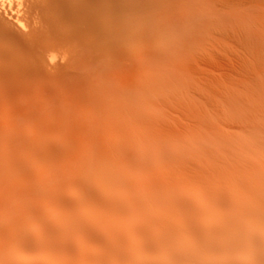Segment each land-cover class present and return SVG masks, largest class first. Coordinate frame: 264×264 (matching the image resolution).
Instances as JSON below:
<instances>
[{"label":"rangeland","instance_id":"1","mask_svg":"<svg viewBox=\"0 0 264 264\" xmlns=\"http://www.w3.org/2000/svg\"><path fill=\"white\" fill-rule=\"evenodd\" d=\"M136 4L133 29L107 48L104 71L92 73L89 103L72 106L66 94L42 89L23 94L6 79L12 70L0 75V209L11 217L0 210L1 250L29 259L51 226L67 231L75 209L98 212L100 225L115 223L104 207L117 192L156 195L181 178L200 226L198 264H237L251 254L245 227H264L263 218L224 203L208 212L200 205L213 191L248 194L244 164L254 168L250 175L264 170V0ZM223 170H234L237 182ZM15 206L24 207L11 212ZM110 263L104 256L82 262Z\"/></svg>","mask_w":264,"mask_h":264},{"label":"bare ground","instance_id":"2","mask_svg":"<svg viewBox=\"0 0 264 264\" xmlns=\"http://www.w3.org/2000/svg\"><path fill=\"white\" fill-rule=\"evenodd\" d=\"M137 4L136 0H0V75L7 77V71L12 70L15 76L6 79L23 87V94L31 95L42 89L53 96L66 94L72 106L89 103L92 73L95 70L100 75L104 71L107 48L117 43L127 28L133 29ZM72 110L75 108L65 107L68 113L72 114ZM0 113H3L1 109ZM176 155L181 169V153ZM225 165L222 164L224 169ZM244 169L245 177H255L247 179L249 184L245 183L244 190L248 194L226 196L213 191L210 199L202 201V209L208 212L212 204L224 203L234 210L257 214L264 219V170L252 171L255 175H250L248 171L254 168L248 169L244 164ZM232 171L227 170L229 174L226 171L225 174L223 170V174L229 177ZM257 173L262 175L261 179L257 178ZM234 176L237 182L236 174ZM241 187L242 191L244 187ZM15 202L12 204L17 205ZM23 207L9 210L20 211ZM5 208L0 210L4 212ZM104 209L110 212L115 223L100 225L93 221L100 218L98 212L91 208L75 209L74 223L65 224L67 231L60 232L57 224L51 226L45 240L37 241L39 251L29 259H25L29 257L27 252L21 250L16 254L5 247L0 249V264H82L93 256L107 257L110 264H198L202 239L197 229L200 226L195 208L189 212L186 207L181 178L166 192L156 195L123 197L117 192L115 197L106 200ZM6 211L3 219L9 214ZM40 216L45 220L44 215ZM12 222L15 220L7 226ZM129 231L136 234L137 240L129 237ZM74 232L79 234L77 241L72 240ZM245 234L253 240L252 244H246L251 254L246 256L247 260L239 259L237 264H252L250 260L264 264V227L247 223ZM31 235L28 234V238H32ZM46 255L51 259L47 261Z\"/></svg>","mask_w":264,"mask_h":264}]
</instances>
